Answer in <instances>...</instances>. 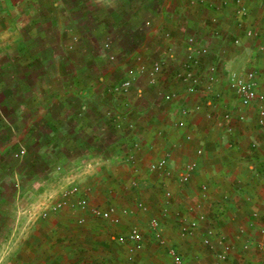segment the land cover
<instances>
[{
    "label": "crops",
    "instance_id": "0c3cea01",
    "mask_svg": "<svg viewBox=\"0 0 264 264\" xmlns=\"http://www.w3.org/2000/svg\"><path fill=\"white\" fill-rule=\"evenodd\" d=\"M263 1L162 0L159 10L157 9L160 14L153 16L145 42L138 50L144 48L141 58L147 64L164 56L167 50L172 51L174 57L165 58L168 68L157 75V82L154 85L148 83L145 73L137 70L138 65L134 73L132 72L135 81L130 92L140 88L138 85L142 79L147 82L148 94L144 101L135 103L129 100L122 105L115 98L102 101L88 97L82 106L91 114L83 121V128L96 123L100 128L92 138L94 142L88 138L89 142L85 143L87 139H83L85 155H104L105 158L100 162V168L103 169L99 172H109L108 168L115 166L114 162L120 159L128 169L123 166L121 168L133 176L128 178V173L126 175L118 172L112 174V177L95 176L93 183L80 186V193L71 197V200L80 195H88L87 190L90 191L96 186L101 189L96 192L101 194L110 193L112 190L116 200L114 199L113 204L108 206L128 211L127 214H121L119 229L116 231L126 230L128 227L125 224L137 221L142 216L149 217L148 221L155 216L159 219L160 232L165 243L160 244L150 228L149 231L146 230L141 248L129 253L126 246L114 240L112 241L115 242L116 249H112L106 242L110 237L108 231L84 229L81 230V235L77 236L88 241V244L83 243L82 246L84 250L87 248L90 256L76 258L77 255L73 254L74 245L56 244L48 249L40 246L39 251L35 252L39 259L32 262L19 261L18 264H173L167 252L169 247H173L177 252L178 249L182 251L183 254L179 252V255L185 264H214L213 252L203 245L202 248L198 246V243L202 244L201 239L207 229H213L216 236L222 238L224 236L228 243L230 241L233 244L224 263L261 264L264 255V235L260 232L262 227L260 217L264 214V183L259 175L264 170V136L256 126V110L247 109L246 120L238 123L233 134L229 135L222 129L212 128L203 110L180 116L179 108L183 105L197 104L200 101L199 96L192 95L186 100L179 97L170 102L163 100L162 95L166 91L183 88L176 81L174 73L185 57L186 40L189 37H193L198 45L209 48L210 53L202 65L203 71L208 64L220 60L217 68L218 78L213 85V89L221 94L217 103L220 112L225 109H238V104L226 87L225 74L228 70L242 72L254 69L258 90L264 92V51L260 48L264 44ZM3 4H0V8ZM240 5L247 9V13L241 17L237 13ZM249 28L256 34L247 36L245 30ZM235 39L239 42L235 43ZM223 47L225 52L218 56L217 53L219 54ZM104 78L100 76L91 86L87 81L84 92L89 93L95 86L98 89ZM172 80L176 83H171V86L169 82ZM165 83L169 84L170 88H166ZM104 110H108V115L109 112L112 114L118 112L124 116L117 124L115 118L112 116L107 118L104 115ZM179 120L184 121L181 127L177 126ZM102 125H105L106 130L101 128ZM110 128L117 133L109 136L107 130ZM187 136L190 138L187 139ZM253 140L258 142V146L250 151L249 142ZM99 142L103 143L102 146L98 144ZM135 142L139 147L131 149ZM95 146L105 147L101 152L94 153L97 151ZM198 146L204 150L200 157L195 155ZM130 150L134 161L126 163L124 160ZM167 152L170 153L169 166L175 173L184 162L197 158L198 171L187 187L178 185L173 179H164L148 171V163ZM143 172L144 175L141 176ZM100 178L108 183L99 185ZM141 179L145 185L143 187L141 185L139 191L125 192L126 189H133L132 187L138 188L137 184L140 185ZM133 180L137 182L136 186H131ZM203 183L208 186L206 196H202L199 189ZM165 188L172 191L170 202L164 199ZM159 189L162 192L160 194ZM184 190L186 194L183 195ZM181 197L189 200L185 202ZM139 201L148 207V211L143 212L136 207ZM164 206L168 208L166 215L161 213ZM254 212L258 213L257 217L253 215ZM200 213L205 215V219L199 222L193 234L181 237L178 215L191 219ZM247 239L250 240V247L244 250L242 244ZM99 251L110 253V260L103 259L104 262H98L95 253Z\"/></svg>",
    "mask_w": 264,
    "mask_h": 264
},
{
    "label": "rangeland",
    "instance_id": "374dc122",
    "mask_svg": "<svg viewBox=\"0 0 264 264\" xmlns=\"http://www.w3.org/2000/svg\"><path fill=\"white\" fill-rule=\"evenodd\" d=\"M161 2L7 0L1 6L0 264L32 262L40 258L35 253L40 246L48 249L56 244H72L75 257L86 258L91 254L82 244L88 241L77 236L84 229L108 231L110 237L106 242L116 249L112 238L118 226L89 216L85 223L77 224L76 212L68 207L45 218H41V213L71 184L80 190V186L93 183L95 176L112 177L117 172L127 175V166L120 159L108 168L109 172H99L104 155H85L83 144L89 142L88 138L94 142L99 124L83 128V121L91 114L82 106L88 97L102 101L115 98L122 105L129 100L144 101L148 94L146 80H139L140 88L135 92L118 93L112 85L134 73L144 50L138 49L145 42L153 16L160 14ZM100 76L105 78L99 88L95 86L85 93L86 82L91 86ZM169 84L165 87L170 88ZM107 112L103 111L107 118L118 116L117 124L124 116ZM101 128L106 130L105 125ZM107 132L109 136L117 133L112 128ZM104 147L95 146L94 153ZM130 174L128 178L133 176ZM140 181L138 188L125 192L139 191L145 185L143 179ZM98 183L108 182L100 178ZM99 189H85V196L91 205L106 208L116 200L114 192L101 194L96 192ZM183 197L185 202L189 200ZM148 218L142 216L125 226H137L145 237L150 229ZM223 240L227 241L226 237ZM201 245L198 243L200 248ZM109 254L99 251L95 256L98 262H104L103 259L110 260Z\"/></svg>",
    "mask_w": 264,
    "mask_h": 264
},
{
    "label": "built area",
    "instance_id": "2783aa9c",
    "mask_svg": "<svg viewBox=\"0 0 264 264\" xmlns=\"http://www.w3.org/2000/svg\"><path fill=\"white\" fill-rule=\"evenodd\" d=\"M6 0H0V4L5 3ZM264 4V1L262 2ZM237 13L241 16L247 13L245 6L240 5ZM245 34L247 36L255 35L253 29H246ZM235 43L239 40L235 39ZM261 50L264 51V44L260 46ZM225 52V48H221L218 56ZM209 48L205 45H198L193 37H189L186 40L185 57L180 62L178 69H176L174 76L176 81L182 85V90H169L163 93V100L174 101L181 97L186 100L192 95L200 97V101L192 106L183 105L179 108L178 112L180 116H186L191 112L203 110L205 117L210 121L212 128H219L225 134H233L238 123H242L246 120V110L254 108L256 110V126L264 136V92L258 90L256 71L254 69H248L242 72L228 70L225 74L226 87L232 93L235 102L238 104L237 110L225 109L222 112L219 111L217 105L220 93L213 89V85L218 78V62L210 63L206 67L205 71L202 70V65L205 61V57L209 55ZM173 58L174 54L172 51L167 50L161 58L158 57L147 63L139 58V64L137 70L140 73H145L148 78V83L151 85L156 84L157 75L162 70L168 68V64L165 58ZM217 60V59H216ZM135 77L128 76L121 79L119 82L112 85V90L118 93L128 92L134 86ZM184 125L183 120L177 121V126L181 127ZM190 136H187L189 139ZM258 142H249V150L253 151L257 148ZM139 147L138 143H133L131 149ZM128 154L126 161L133 160V153ZM204 150L201 146L195 149L196 157H200ZM170 153H165L160 158L148 163L147 168L151 173L157 174L159 177L164 179H173L180 186L188 185L195 174L198 171V160L197 158L184 162L179 170L175 173L169 166ZM260 180L264 183V170L260 173ZM137 182L133 180L131 186H136ZM200 193L202 196H206L208 186L203 183L199 186ZM80 190L76 184H71L67 189L61 192L60 197L51 203L50 206L45 208L41 213V218H45L49 213H56L64 208H69L72 212H76L75 221L77 224H83L86 221V217L89 216L92 219H98L101 221L108 222L112 225L118 226L120 224L121 214H127V210H118L116 206H108L102 208L96 205H91L85 195H80L75 200H71V197L78 195ZM163 196L166 202L172 198V191L169 188H165ZM136 207L146 212L148 207L142 203L137 202ZM192 209V207H190ZM162 215L168 213L167 206H164L161 210ZM254 216H258L257 212L253 213ZM205 219V215L200 213L195 218L187 219L178 215L180 223L179 234L181 237H185L193 234V231L198 227L199 222ZM261 229L260 232L264 235V214L260 217ZM149 227L153 231L154 237L160 244L165 243V239L162 237L160 232L159 219L155 216L149 220ZM213 229H207L206 234L201 239V243L206 248L210 249L213 253V263L221 264L226 262L228 255L231 251V244L223 240L219 235H215ZM116 243L127 247L129 253H133L140 249L143 243V234L139 228L135 225L129 226L124 231H115L113 238ZM250 240L247 239L243 242L242 248L244 250L249 249ZM168 254L172 258L173 264H185L182 257L173 247L167 249ZM261 264H264V255L261 259Z\"/></svg>",
    "mask_w": 264,
    "mask_h": 264
},
{
    "label": "trees",
    "instance_id": "16d2710c",
    "mask_svg": "<svg viewBox=\"0 0 264 264\" xmlns=\"http://www.w3.org/2000/svg\"><path fill=\"white\" fill-rule=\"evenodd\" d=\"M117 117H118L117 115H115V116L113 115V117H112V118H115V119H116ZM116 121H118V120L116 119Z\"/></svg>",
    "mask_w": 264,
    "mask_h": 264
}]
</instances>
